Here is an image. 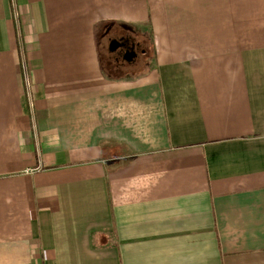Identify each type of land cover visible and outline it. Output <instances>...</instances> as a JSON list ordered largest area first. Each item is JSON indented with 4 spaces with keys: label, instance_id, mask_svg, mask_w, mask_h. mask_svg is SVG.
<instances>
[{
    "label": "crops",
    "instance_id": "crops-1",
    "mask_svg": "<svg viewBox=\"0 0 264 264\" xmlns=\"http://www.w3.org/2000/svg\"><path fill=\"white\" fill-rule=\"evenodd\" d=\"M0 264H264V0H0Z\"/></svg>",
    "mask_w": 264,
    "mask_h": 264
},
{
    "label": "trees",
    "instance_id": "trees-1",
    "mask_svg": "<svg viewBox=\"0 0 264 264\" xmlns=\"http://www.w3.org/2000/svg\"><path fill=\"white\" fill-rule=\"evenodd\" d=\"M112 24L108 23H101V25H95V36H96V42H97V49L99 52V59L101 61V64L104 68L103 73L105 74L106 77L109 78H126L129 79L131 77V74H129V72L133 71L130 70L131 68H119L116 66L115 60L113 58V55L110 51H105L106 53H104V55L100 54V50L103 49V44L106 38L110 37V32L112 31ZM132 35V34H131ZM143 35V41L140 42L141 45L143 46V48L145 49L144 54L142 55V63H144V61H150L151 57H150V49H149V44H150V40L147 37L146 34H142ZM107 40V39H106ZM125 70V72L123 71ZM130 75V76H129ZM133 78V77H131Z\"/></svg>",
    "mask_w": 264,
    "mask_h": 264
},
{
    "label": "flooded vegetation",
    "instance_id": "flooded-vegetation-1",
    "mask_svg": "<svg viewBox=\"0 0 264 264\" xmlns=\"http://www.w3.org/2000/svg\"><path fill=\"white\" fill-rule=\"evenodd\" d=\"M117 39L123 44L116 46L114 50H109L108 45L111 39ZM107 39V50L113 54L116 66L119 68H135L138 64L137 60L144 54L145 49L141 46L139 41H136L134 36L122 35L118 37H109ZM135 53V54H134ZM142 58V57H141Z\"/></svg>",
    "mask_w": 264,
    "mask_h": 264
},
{
    "label": "rangeland",
    "instance_id": "rangeland-1",
    "mask_svg": "<svg viewBox=\"0 0 264 264\" xmlns=\"http://www.w3.org/2000/svg\"><path fill=\"white\" fill-rule=\"evenodd\" d=\"M104 43H105V41H104ZM106 44V43H105ZM105 44H103V46H101V47H103V49H101L100 50V54H102V55H104V53H106L105 52V48H104V45ZM149 47V49H150V45L148 46ZM141 57H142V55H141ZM150 61H151V59H150ZM150 61H149V64H150ZM124 68H126V67H124ZM133 69V71H131V72H129V74H131V77H135L136 75H138V74H141V70H142V72H143V70L144 69H140L138 66H136L135 68H132ZM132 69H130V70H132ZM136 69V70H135ZM124 72H125V70H123ZM130 76V75H129Z\"/></svg>",
    "mask_w": 264,
    "mask_h": 264
},
{
    "label": "water",
    "instance_id": "water-1",
    "mask_svg": "<svg viewBox=\"0 0 264 264\" xmlns=\"http://www.w3.org/2000/svg\"><path fill=\"white\" fill-rule=\"evenodd\" d=\"M119 44H123V42H119L117 39L113 38L110 40L108 48H109V50H114L116 48V46Z\"/></svg>",
    "mask_w": 264,
    "mask_h": 264
}]
</instances>
